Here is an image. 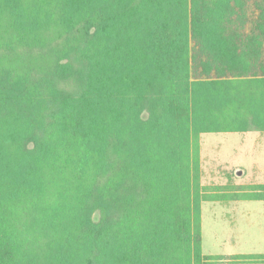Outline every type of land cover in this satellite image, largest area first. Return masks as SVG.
Segmentation results:
<instances>
[{"label": "trees", "instance_id": "obj_1", "mask_svg": "<svg viewBox=\"0 0 264 264\" xmlns=\"http://www.w3.org/2000/svg\"><path fill=\"white\" fill-rule=\"evenodd\" d=\"M251 130L264 0H0V264L221 260L200 137Z\"/></svg>", "mask_w": 264, "mask_h": 264}, {"label": "rangeland", "instance_id": "obj_2", "mask_svg": "<svg viewBox=\"0 0 264 264\" xmlns=\"http://www.w3.org/2000/svg\"><path fill=\"white\" fill-rule=\"evenodd\" d=\"M200 142L202 184L209 196L221 194L202 203L203 253L264 263V200L245 199L264 196V131L203 133Z\"/></svg>", "mask_w": 264, "mask_h": 264}, {"label": "crops", "instance_id": "obj_3", "mask_svg": "<svg viewBox=\"0 0 264 264\" xmlns=\"http://www.w3.org/2000/svg\"><path fill=\"white\" fill-rule=\"evenodd\" d=\"M252 131V130H251ZM253 131H256V132H262L261 130H253ZM249 132V131H248ZM237 254H240V255H251V254H246V253H235V255ZM206 255V254H205ZM211 255V254H209ZM228 255H232V254H228ZM219 256H222L221 254ZM224 256V255H223ZM209 264H264V263H260L258 261H239V262H232V261H229V260H224L223 258L219 261H216V262H211Z\"/></svg>", "mask_w": 264, "mask_h": 264}]
</instances>
